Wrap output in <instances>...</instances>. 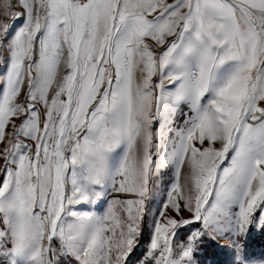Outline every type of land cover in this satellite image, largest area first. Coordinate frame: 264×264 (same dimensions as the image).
<instances>
[{"label": "snow or ice", "instance_id": "snow-or-ice-1", "mask_svg": "<svg viewBox=\"0 0 264 264\" xmlns=\"http://www.w3.org/2000/svg\"><path fill=\"white\" fill-rule=\"evenodd\" d=\"M0 161V264H264V0H0Z\"/></svg>", "mask_w": 264, "mask_h": 264}, {"label": "rangeland", "instance_id": "rangeland-1", "mask_svg": "<svg viewBox=\"0 0 264 264\" xmlns=\"http://www.w3.org/2000/svg\"><path fill=\"white\" fill-rule=\"evenodd\" d=\"M17 11H19V9H16ZM180 122V121H178ZM3 161H0V164H2ZM160 185L159 183H157L156 187L154 188V195L153 198L151 200V202L148 205L149 208V216H151V213L158 207V200L162 199L163 197V193L159 191ZM114 195H118L120 198L125 199V198H132L131 194H114ZM185 215L187 216L188 214L185 213ZM147 235V233H146ZM260 244H261V238L259 235H254V245H253V250L257 253H259L260 251ZM141 247H143V245H141ZM137 255H139V250L137 251ZM211 250L209 252V257L211 258ZM217 259H224V255L222 253H217L216 255ZM133 259H135V257H133Z\"/></svg>", "mask_w": 264, "mask_h": 264}]
</instances>
